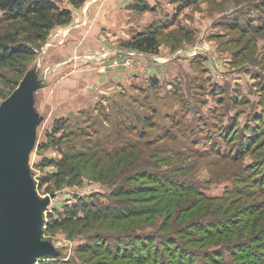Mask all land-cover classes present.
<instances>
[{
	"label": "rangeland",
	"instance_id": "1",
	"mask_svg": "<svg viewBox=\"0 0 264 264\" xmlns=\"http://www.w3.org/2000/svg\"><path fill=\"white\" fill-rule=\"evenodd\" d=\"M53 1L72 16L37 43L0 11L33 50L0 108L20 95L48 200L34 264H264V0Z\"/></svg>",
	"mask_w": 264,
	"mask_h": 264
},
{
	"label": "water",
	"instance_id": "2",
	"mask_svg": "<svg viewBox=\"0 0 264 264\" xmlns=\"http://www.w3.org/2000/svg\"><path fill=\"white\" fill-rule=\"evenodd\" d=\"M21 101L16 92L0 108V264H34L51 252L41 240L48 200L38 198L26 167L31 130Z\"/></svg>",
	"mask_w": 264,
	"mask_h": 264
},
{
	"label": "trees",
	"instance_id": "3",
	"mask_svg": "<svg viewBox=\"0 0 264 264\" xmlns=\"http://www.w3.org/2000/svg\"><path fill=\"white\" fill-rule=\"evenodd\" d=\"M68 1L73 7H79L84 3V0ZM0 11L6 16V20L20 21L30 32V40L34 43L43 40L55 24L63 25L69 22L72 16L71 10L59 8L53 0H0ZM17 39V32L15 36L9 31L0 33V66L33 54V50L30 47H27L25 43ZM130 46L143 52L156 53L158 43L152 33L149 36L145 35L131 42ZM58 124L59 122H56L53 128L58 130L60 128H58ZM169 182L171 181L164 178L158 185L163 188ZM85 217L88 218V214ZM75 221H77L75 213L69 210L61 219L53 220V226L62 227Z\"/></svg>",
	"mask_w": 264,
	"mask_h": 264
}]
</instances>
